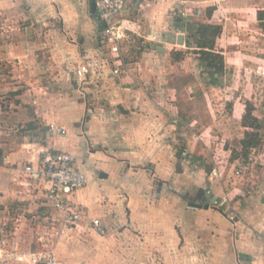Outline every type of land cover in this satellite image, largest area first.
I'll return each mask as SVG.
<instances>
[{
    "label": "crops",
    "instance_id": "crops-1",
    "mask_svg": "<svg viewBox=\"0 0 264 264\" xmlns=\"http://www.w3.org/2000/svg\"><path fill=\"white\" fill-rule=\"evenodd\" d=\"M75 1L71 12L70 0H0V254L44 246L64 264H264V0L127 2V58L138 56L119 75L93 43L91 0ZM199 24L221 27L219 74L199 59ZM246 101L262 145L236 178L233 151L252 131ZM46 150L72 154L87 177L66 198L84 215L70 237L56 236L60 215L45 205ZM216 162L222 177L209 179ZM92 218L106 234L87 228Z\"/></svg>",
    "mask_w": 264,
    "mask_h": 264
},
{
    "label": "built area",
    "instance_id": "built-area-1",
    "mask_svg": "<svg viewBox=\"0 0 264 264\" xmlns=\"http://www.w3.org/2000/svg\"><path fill=\"white\" fill-rule=\"evenodd\" d=\"M95 3V15L103 24V30L100 37L101 49L105 50L110 61L115 65L112 73L119 75L123 66V44L130 45L132 35L129 33L130 28L125 25L120 15L127 2H146L149 0H93ZM82 61L76 68V75L79 79L84 80L88 74V64ZM49 129L57 133H64V129L54 124L49 125ZM233 170L234 177H240L247 169L259 162V156L253 150L247 158H240L239 163ZM26 172H32L30 166L24 169ZM42 170L46 177L47 188L45 192V205L57 211L61 216V235L68 236L72 233L82 221L83 213L77 208L67 203L66 198L74 191L81 189L87 183L86 175L77 167L75 157L67 152L53 153L50 150L45 151L42 159ZM222 172L218 162L210 169L209 179H220ZM228 196L225 194L221 200L214 199L212 204L217 206L227 201ZM87 228L93 230L98 235L105 234V228L100 219L92 218ZM25 263V264H64L59 261L53 250L41 247L38 250L14 251L5 250L0 254V264ZM82 264V263H75Z\"/></svg>",
    "mask_w": 264,
    "mask_h": 264
},
{
    "label": "trees",
    "instance_id": "trees-1",
    "mask_svg": "<svg viewBox=\"0 0 264 264\" xmlns=\"http://www.w3.org/2000/svg\"><path fill=\"white\" fill-rule=\"evenodd\" d=\"M212 9L207 10V14L211 13ZM95 20H98L96 15H92ZM99 21V20H98ZM258 21L262 32L264 33V16L262 12L258 13ZM103 24L99 22V30H103ZM221 33V27L211 24H199L197 28L198 41L197 47L199 48V59L202 66L210 69L211 75L214 73H221L224 70V58L219 52H216L215 41ZM254 106L250 101L245 102V113L242 117V124L244 127H249L252 131H245L244 138L241 140V151L239 153L233 151V157L241 156L247 158L249 154L262 145V140L256 129L261 127L259 120L253 116L252 112Z\"/></svg>",
    "mask_w": 264,
    "mask_h": 264
},
{
    "label": "rangeland",
    "instance_id": "rangeland-1",
    "mask_svg": "<svg viewBox=\"0 0 264 264\" xmlns=\"http://www.w3.org/2000/svg\"><path fill=\"white\" fill-rule=\"evenodd\" d=\"M70 5H68V7H67V9L68 10H70L71 12H72V10H75L76 9V7H77V1H75V0H70ZM52 9H54V8H52ZM101 32L102 31H100L99 30V27H98V30H97V33L93 36V38H94V41H93V43L95 44V47L96 48H100L101 49V45H100V37H101ZM136 42V41H135ZM74 50H75V48L74 47H72ZM130 50H133V48L131 49L130 48V45H126V46H124V48H123V50H122V56H123V59L124 60H130V59H135V58H137V56L138 55H134L133 57H128L127 58V53L126 52H128L129 54L131 53L132 54V52L130 51ZM130 51V52H129ZM101 52L104 54V56L106 57V59L108 60V61H110V58H109V56H108V54H107V52L105 51V50H101ZM68 55V58H69V61L71 62L72 60H73V57H78V54L76 53V51H75V53L73 54V56H71L70 54H67ZM75 59V58H74ZM72 65H75V60L74 61H72V63H71ZM208 72V71H207ZM75 81H77V80H75ZM60 215V214H59ZM60 218H61V216H60ZM60 228H61V223H60ZM105 228V227H104ZM73 233V232H72ZM72 233H70L68 236L70 237L71 235H72ZM105 234H106V228H105ZM56 236H59V237H61V238H66L67 236H62L61 235V231H60V229H59V231H58V234L56 235ZM41 248V247H40ZM39 247H36L35 249H33V250H38V249H40ZM46 248H48L49 249V247H46Z\"/></svg>",
    "mask_w": 264,
    "mask_h": 264
},
{
    "label": "water",
    "instance_id": "water-1",
    "mask_svg": "<svg viewBox=\"0 0 264 264\" xmlns=\"http://www.w3.org/2000/svg\"><path fill=\"white\" fill-rule=\"evenodd\" d=\"M90 10H91V12L95 13V3H94L93 0H91V3H90ZM177 43L178 44H182V36L181 35H179L177 37ZM158 50L159 51H164V48L163 47H160V48H158ZM159 186H160V184H159ZM190 205H193V206L195 205V206H198V207H201L202 206V204L199 203V202H197L196 204L195 203H191ZM204 206L207 207V205H205V204H204Z\"/></svg>",
    "mask_w": 264,
    "mask_h": 264
}]
</instances>
